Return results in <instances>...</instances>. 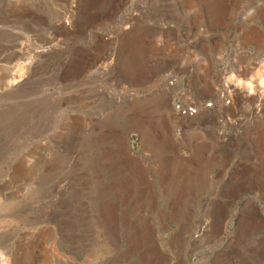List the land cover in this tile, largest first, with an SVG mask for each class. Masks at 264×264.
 I'll return each instance as SVG.
<instances>
[{
  "label": "rangeland",
  "instance_id": "rangeland-1",
  "mask_svg": "<svg viewBox=\"0 0 264 264\" xmlns=\"http://www.w3.org/2000/svg\"><path fill=\"white\" fill-rule=\"evenodd\" d=\"M0 249L264 264V0H0Z\"/></svg>",
  "mask_w": 264,
  "mask_h": 264
},
{
  "label": "bare ground",
  "instance_id": "bare-ground-1",
  "mask_svg": "<svg viewBox=\"0 0 264 264\" xmlns=\"http://www.w3.org/2000/svg\"><path fill=\"white\" fill-rule=\"evenodd\" d=\"M42 53V52H41ZM262 80V79H261ZM179 113L181 115H184V116H192V115H189L188 113H182L179 111ZM195 114V113H194ZM193 114V115H194ZM179 121V120H178ZM181 122V121H180ZM182 123H183V120H182ZM180 173V171H178ZM179 175V174H178ZM180 179V177H179ZM7 253H5L4 251H2L0 249V264H14V257L10 254V255H6Z\"/></svg>",
  "mask_w": 264,
  "mask_h": 264
},
{
  "label": "built area",
  "instance_id": "built-area-1",
  "mask_svg": "<svg viewBox=\"0 0 264 264\" xmlns=\"http://www.w3.org/2000/svg\"><path fill=\"white\" fill-rule=\"evenodd\" d=\"M176 109L179 110L182 113H188L189 115H193L197 112V107L195 105H182L179 104L176 105Z\"/></svg>",
  "mask_w": 264,
  "mask_h": 264
}]
</instances>
